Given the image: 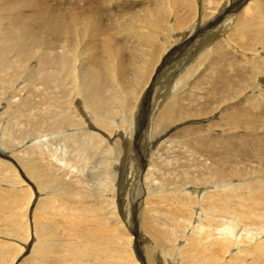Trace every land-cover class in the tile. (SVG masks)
<instances>
[{
    "label": "bare ground",
    "instance_id": "obj_1",
    "mask_svg": "<svg viewBox=\"0 0 264 264\" xmlns=\"http://www.w3.org/2000/svg\"><path fill=\"white\" fill-rule=\"evenodd\" d=\"M118 1L0 0V91L23 79L1 111L16 132L0 138V264H264V0ZM193 76L186 95L207 103L190 111ZM142 102L154 128L173 127L166 151L202 172L154 182L153 149L130 155L143 210L130 220L116 167Z\"/></svg>",
    "mask_w": 264,
    "mask_h": 264
},
{
    "label": "rangeland",
    "instance_id": "obj_2",
    "mask_svg": "<svg viewBox=\"0 0 264 264\" xmlns=\"http://www.w3.org/2000/svg\"><path fill=\"white\" fill-rule=\"evenodd\" d=\"M62 1H65V0H44L45 3L48 4V6L54 10H61V9H65V5L63 4ZM130 0H128L129 2ZM221 2L223 1H226V0H220ZM61 2V4H60ZM125 2V3H124ZM198 2V5L200 7H202V1L201 0H197ZM51 5H50V4ZM124 3V4H123ZM239 3V1L235 0L234 1V4H237ZM63 5V6H62ZM118 5H121L123 6V8H125L127 6V0H119L118 1ZM64 7V8H63ZM69 7V6H68ZM57 8V9H56ZM230 8V7H229ZM104 15H106L105 13H103ZM233 18H236V15H232ZM199 29L201 28L198 27ZM196 29L195 33L199 30V29ZM127 37L125 35H121V36H118V39H119V42H122L123 44H127L128 42V39H126ZM200 38V37H199ZM196 40L198 43H200L201 41L198 40V39H194ZM251 53V52H249ZM124 54H128V52H124ZM178 55V54H177ZM174 59H180L179 57L175 56ZM180 67L184 64V61H181L180 62ZM178 68H176V70H168L167 74H173L174 72L177 71ZM246 70H249L248 67L246 66H243L241 65L240 67V71L241 72H245ZM12 72V71H11ZM13 72H15V70H13ZM168 77V75H166ZM165 75H163L160 79H159V87H163L164 85H166V77ZM166 77V78H165ZM194 78V79H193ZM23 80L22 78H18L16 79L15 81H13L11 83L12 86H9L8 84L5 86L6 89H1L2 91H0V138L1 137H4L5 141L7 142V140L11 139L9 137H13L15 135V130H16V123L14 120H11L10 118L12 116H14L12 114V116L10 117H7L8 115L4 114V112L1 114V111L2 109L4 108V105L6 104V100H3L4 98H6L8 101L10 100H13L11 98H14L13 97V94H7L6 92H16L19 88V86L22 85V82L23 81H20ZM180 77H177L176 78V81L179 80ZM21 84H20V82ZM165 80V81H164ZM18 81V82H17ZM14 83V85H13ZM195 83V77H191L189 79V82H187L186 86H182L180 89V92L182 93V96H183V100L179 101V106H182L184 108H187L189 109L190 111H194V109H198L199 106L201 105H204L205 103H207V100H203L204 99V95H203V90H198V91H195L193 90V94H192V98L189 97L188 95H186V90L192 86L193 84ZM16 84V85H15ZM19 85V86H18ZM162 85V86H161ZM188 85V86H187ZM190 85V86H189ZM14 86H17V87H14ZM24 86V85H23ZM10 88V89H9ZM184 88V89H183ZM16 89V90H14ZM5 90V91H4ZM8 90V91H6ZM14 90V91H13ZM28 91V90H27ZM184 92V93H183ZM197 93V94H195ZM7 96H6V95ZM9 95V96H8ZM12 96V97H11ZM22 96H24V92H22ZM195 96V98H194ZM201 96V97H200ZM198 98V99H197ZM186 99V100H185ZM201 99V100H200ZM48 98L44 99V88H43V91H38L35 93V98L33 100V104H35L37 107L34 108L31 113L33 114H36V115H39L40 112L42 113L43 112V109H45L46 107V103L48 102ZM190 100V101H189ZM196 100V101H195ZM5 102V104H4ZM32 102V101H31ZM186 102V103H185ZM9 104V103H8ZM3 105V106H1ZM151 105L148 104V105H144L143 102L139 104V110L137 112V114L134 116V119H133V125H132V132H130V128L128 129V131H125L123 130L121 132V138L119 139L120 140V148L123 147V150L125 151V155L123 157V161L121 162V164L116 167V170L117 172H120L118 173L119 176V183L118 184H122L120 186H118L117 184V187H118V191H119V199L121 198L120 200V207L122 210H124L125 212L128 211V214H129V218L130 220L133 219L132 217V212H134V214L136 216H138V213L139 212H142V208H140L139 206V203L138 201L135 199L137 196H139V193H138V189L137 187L135 186V181H137L136 179L134 180V178L130 177V176H126L128 175V170L126 168L127 164H128V158L130 155L134 156V157H137V156H140V153H143V150H146L148 151V153L150 151H152L153 149V152L151 153V156L155 157L156 158V161L154 162V165L156 166L153 167V166H149L147 167L149 169V173H150V179L154 182H157V179H159L161 182H168L169 180L173 179L172 178V174H175L177 175L178 179H180L179 176H181L182 172H185V174L188 173V176L189 178H187V180H192V179H195L197 177V175H199V173H201V168L199 167L200 166V163L198 164V160H196L195 158H192L191 156H189L190 158L188 159V155L187 154H184L182 153L179 148H175L174 150H176L175 152H171L172 150L170 151H166V148L170 146L169 143L166 144V141H168L170 139L169 137V134L172 132V129L173 127L171 125H167L165 127H162L161 129L157 128V127H153L152 124L150 123V120L147 119L148 115H147V112L151 111ZM2 107V108H1ZM39 109V110H38ZM189 111V112H190ZM6 112V111H5ZM9 112V111H7ZM11 113V112H10ZM5 118H4V116ZM40 117H32V119L34 120H39V118H41V115H39ZM15 117V116H14ZM142 118V120H141ZM144 118V119H143ZM209 118H213V116L209 117ZM2 119V120H1ZM22 120V123L23 125L24 124H27L29 122H26L28 120V118L24 117V118H20L18 121H21ZM190 120H192L191 118H187L186 119V122L188 123ZM146 121V122H145ZM6 122V123H4ZM32 123H35V121H31ZM9 123V124H8ZM136 124V125H135ZM2 125V126H1ZM8 127H7V126ZM145 127V128H144ZM10 131L9 132H7ZM18 130V129H17ZM147 130V131H146ZM155 130V131H154ZM135 131V132H134ZM160 131V132H159ZM165 131V132H163ZM163 132V134H162ZM124 135H123V134ZM151 133V134H150ZM41 134H45V133H41ZM160 136H159V135ZM129 135V136H128ZM155 135V136H154ZM9 136V137H8ZM157 136V137H156ZM126 137V138H125ZM129 137V138H128ZM133 137V139H132ZM142 137V138H141ZM131 138V139H130ZM147 139V140H146ZM150 139V140H148ZM130 140H131V145H130ZM145 140V141H144ZM177 139H174L173 140V143H172V146H176L178 144L175 143ZM182 140V139H181ZM154 142V143H153ZM156 143V144H155ZM158 143V144H157ZM133 144V145H132ZM142 144V145H140ZM158 145V146H157ZM167 146V147H166ZM128 147V148H126ZM140 147V148H139ZM162 147H165L162 149ZM130 148V149H129ZM138 149V150H137ZM127 150V151H126ZM130 150V152H129ZM171 152V153H170ZM127 153V154H126ZM163 155H173V158H169L167 159V162H164L163 160H157V157L154 156L155 154H162ZM138 154V155H137ZM144 154V153H143ZM175 155V157H174ZM178 156V157H177ZM126 157V158H125ZM148 159V157H146ZM103 159V158H102ZM127 159V160H126ZM176 160V161H175ZM125 161V162H124ZM97 163V162H96ZM94 163V165L96 164ZM123 163V164H122ZM162 163V164H161ZM165 163V164H164ZM169 164V165H168ZM19 165V164H18ZM40 165L41 166H47L48 165V162L45 161V160H40ZM197 165V166H196ZM199 165V166H198ZM124 166V167H123ZM165 166V167H164ZM169 166V167H168ZM19 168L23 170V167L21 165H19ZM121 168V169H120ZM124 168V169H123ZM165 168H168V169H165ZM157 170V171H156ZM169 172V173H168ZM160 173V175H159ZM159 175V176H158ZM157 176V177H156ZM195 176V177H194ZM125 178V179H124ZM182 179H185V178H182ZM144 180V179H143ZM131 181V182H130ZM180 180H177L176 182H179ZM133 182V183H132ZM124 185V186H123ZM123 186V187H122ZM134 186V187H133ZM145 186H147L145 183H141V188H145ZM126 187V188H125ZM128 191L132 192L134 191L131 196V193H129ZM124 193V194H123ZM121 194V195H120ZM125 197L127 198L125 200ZM130 203V204H129ZM123 204H126V208L124 207ZM141 209V210H140ZM140 210V211H139ZM139 211V212H138ZM131 228L135 231L136 228L131 226ZM138 232V231H137ZM136 237V236H135ZM134 237V239H135ZM135 243H138L135 239ZM35 248H32V249H29L28 251H34ZM135 253V252H134ZM42 256H38L37 257V260L34 261L33 263H30V264H50L49 261H46V260H43L42 261ZM169 259V258H168ZM171 259V258H170ZM100 261L101 262H108L102 255L100 257ZM53 264H55L53 262Z\"/></svg>",
    "mask_w": 264,
    "mask_h": 264
}]
</instances>
